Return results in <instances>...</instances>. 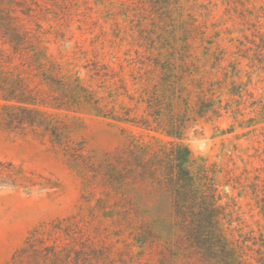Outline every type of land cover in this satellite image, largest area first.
Segmentation results:
<instances>
[{"label":"rangeland","instance_id":"374dc122","mask_svg":"<svg viewBox=\"0 0 264 264\" xmlns=\"http://www.w3.org/2000/svg\"><path fill=\"white\" fill-rule=\"evenodd\" d=\"M39 1L40 10L45 8L50 54L100 96L116 93L118 97L110 99H118V104L140 117L147 108L142 102L145 80L151 88L158 84L160 91L173 87L166 114L184 127L180 142L195 158L206 157L223 168L219 177L223 202L231 205L234 227L243 233L257 232L262 225L260 209L250 196L226 185L229 170L240 175L246 167L252 174L255 168L264 169L257 152L264 151L262 129L249 135L247 129H238L235 134L215 136L217 127H230V120L192 122L189 109L195 99L190 90L224 79L243 29L238 19L242 8L229 11L226 0H174L168 6L156 0L152 12L149 5L144 8L151 14L143 11L133 18V9L142 10L144 0ZM256 3L264 5V0ZM124 10L127 16L122 15ZM256 82L250 90L262 97L264 83ZM222 93L228 99L227 90ZM80 117L83 122L73 134L74 141L108 166L125 148L123 128L131 127L93 114ZM79 172V165L73 166L48 143L0 131V264H8L34 230L47 231L53 221H63L64 229L70 226L73 231L79 253L73 257H81L78 264H132L143 257L156 264H186L187 257H173L182 247L172 240L176 233L166 193L151 182L121 186L119 193L130 194L133 210L151 223L148 228H131L103 210L101 189L94 191L92 182L84 181ZM140 233L149 237L145 249L140 248Z\"/></svg>","mask_w":264,"mask_h":264},{"label":"trees","instance_id":"16d2710c","mask_svg":"<svg viewBox=\"0 0 264 264\" xmlns=\"http://www.w3.org/2000/svg\"><path fill=\"white\" fill-rule=\"evenodd\" d=\"M173 1L162 0V4L168 6ZM253 1L252 8L246 11L244 7L248 8L250 0H226L229 11L242 8L238 19L243 29L224 79L209 87L200 83L190 90L195 98L189 108L192 122L224 117L230 120V127H217L215 136L235 134L238 129H247L249 135L259 128L264 136V94L257 97L250 90L254 82L264 83V5ZM148 5L152 12L156 0L142 1L143 9H133V18L146 12ZM40 9L39 0H0V131L48 143L73 166L79 165L82 179L92 182L94 191L101 189L99 203L103 210L131 228H148L151 223L133 210L130 194L119 193L121 186L154 183L156 189L170 197L176 233L172 240L182 247L174 251L173 257H187L186 264H264V169L255 168L252 174L246 167L240 175L236 169L228 171L226 186L250 196L262 216L257 232L243 233L234 227L231 205L223 202L219 180L223 168L206 157L195 158L189 146L180 142L184 127L166 114V101L170 102L173 87L165 86L160 91L158 84L151 88L149 79L145 80L142 102L147 108L140 117L133 115L131 108L118 104V99H110L117 98L116 93L108 98L100 96L50 54L45 8ZM122 12L127 16L126 10ZM224 90L228 99L223 98ZM82 114L131 127L123 128L125 148L106 167L73 139L82 125ZM257 152L264 161V151ZM49 226L47 231L45 227L34 230L8 264H78L81 257H73L79 253L70 226L64 229L63 221H53ZM138 236L140 248L145 249L148 235ZM143 258L131 262L156 264Z\"/></svg>","mask_w":264,"mask_h":264}]
</instances>
